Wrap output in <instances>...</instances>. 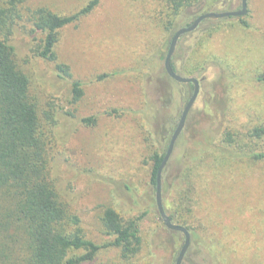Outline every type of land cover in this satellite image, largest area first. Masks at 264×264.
<instances>
[{"label": "rangeland", "instance_id": "374dc122", "mask_svg": "<svg viewBox=\"0 0 264 264\" xmlns=\"http://www.w3.org/2000/svg\"><path fill=\"white\" fill-rule=\"evenodd\" d=\"M87 2L27 0L23 12L47 8L68 15ZM195 4L203 14L239 10L241 0ZM163 10L161 0H101L60 31L58 61L83 83L84 96L74 104L70 84L58 78L54 64L32 56L25 64L33 93L56 107L54 176L80 216L85 237L97 245L109 242L101 222L108 207L123 218L144 214L142 249L134 259L123 261L118 250L107 248L84 264H175L184 242L162 223L155 190L148 186L149 156L166 150L192 93L191 85L175 82L164 70L168 42L191 16L181 14L167 30L159 23ZM247 10L244 17L206 20L177 43L176 73L198 79L200 92L167 162L171 167L162 171V201L174 197L170 188L165 191L166 178L184 168L186 155H199L207 137L202 131L215 135L219 128V135L227 125L241 131L264 123V82L256 79L264 75V0H247ZM28 15L13 38L22 56L39 37ZM105 73L111 76L96 81ZM114 109L118 115L107 114ZM91 116L95 125L81 122ZM218 135L210 149L214 154L197 171L182 264H264V162L224 147Z\"/></svg>", "mask_w": 264, "mask_h": 264}, {"label": "trees", "instance_id": "16d2710c", "mask_svg": "<svg viewBox=\"0 0 264 264\" xmlns=\"http://www.w3.org/2000/svg\"><path fill=\"white\" fill-rule=\"evenodd\" d=\"M26 1L0 0V264H84L93 261L107 248L118 250L121 260L131 261L142 249L140 222L144 214L123 218L115 209L108 207L101 222L109 242L97 245L85 237L80 216L57 186L54 176L55 147L59 144L56 107L48 101L43 105L42 99L33 93L32 77L25 70L31 56L54 64L58 78L70 84V103L81 100L83 83L73 78L68 65L58 61L55 46L59 42L60 31L90 14L101 0H88L82 8L68 15L47 8L26 9L32 31L39 37L34 36L29 54L22 56L17 52L13 38L23 25ZM161 1L164 10L159 23L167 30L183 13L191 16L186 26L200 14L195 4L198 0ZM171 65L177 72L173 58ZM110 76L101 74L96 81ZM256 79L264 82V75ZM118 113L116 109L107 112L108 115ZM96 121L95 116L81 120L87 126L95 125ZM145 125L149 128L147 136L151 137L147 120ZM237 130L227 125L224 132L218 135L217 128L214 134L221 136L220 143L224 147L235 153L243 150L247 160L264 162V123ZM201 134L210 138L203 139L199 155H186L184 168L166 178L165 191L170 188L174 197L171 202L166 201V196L162 201L170 220L189 232L197 171L214 154L210 149L217 141L213 133L202 131ZM166 150L161 154L153 151L149 156L148 186L153 190ZM170 167L166 165L167 169Z\"/></svg>", "mask_w": 264, "mask_h": 264}, {"label": "water", "instance_id": "95a60500", "mask_svg": "<svg viewBox=\"0 0 264 264\" xmlns=\"http://www.w3.org/2000/svg\"><path fill=\"white\" fill-rule=\"evenodd\" d=\"M247 12H248L247 0H241V6H240L239 10L226 11V12H209V13L199 15L197 18H195L192 21V23L190 25H188L186 27H181L174 33V35L172 36L171 41L169 43L166 56L164 58V70H165L166 74L168 75V77H170L172 80H174L177 83L184 84V85H188V84L192 85V94L189 97V99H188V101H187V103H186V105L182 111L179 122H178L172 136H171L168 148L166 150L163 161L161 162V165L158 168L157 176H156L155 204H156V208H157L159 217H160L162 223L164 224V226L166 227V229L173 231V232H178V233L182 234L184 237V242H183V245L179 251V254L177 256L175 264H182L183 258H184L185 254L189 248V245H190V233L186 228L174 224L165 212V209H164V206L162 203V188H161L162 171L165 168L169 158L172 155L176 140L184 128V125H185L187 116L189 114V111L191 110L192 106L194 105V103H195V101L199 95L200 83H199V80L196 78H186V77L178 75L173 70L172 65H171L172 57H173V54L175 52L176 45H177L179 38L185 34L191 33L194 30H196L202 21L208 20V19L218 20V19H224V18H230V17H244L247 14Z\"/></svg>", "mask_w": 264, "mask_h": 264}, {"label": "flooded vegetation", "instance_id": "af4514ba", "mask_svg": "<svg viewBox=\"0 0 264 264\" xmlns=\"http://www.w3.org/2000/svg\"><path fill=\"white\" fill-rule=\"evenodd\" d=\"M207 13H209V12H207ZM203 14H205V13H203ZM199 15H202V14H199ZM199 15H198V16H199ZM198 16H197V17H198ZM197 17H196V18H197ZM208 20H214V19H208ZM204 21H206V20H204ZM204 21H202V22H204ZM202 22H201V23H202ZM191 23H192V22H191ZM201 23H200V24H201ZM200 24H199V25H200ZM198 27H199V26H198ZM198 27H197V28H198ZM194 31H195V30H194ZM185 35H186V34H185ZM181 37H182V36H181ZM181 37H180V38H181ZM180 38H179V39H180ZM178 41H179V40H178ZM177 43H178V42H177ZM176 46H177V45H176ZM175 50H176V49H175ZM174 53H175V52H174ZM173 55H174V54H173ZM172 58H173V57H172ZM169 78H170V77H169ZM199 83H200V82H199ZM188 85H191V84H188ZM191 87H192V85H191ZM191 94H192V93H191ZM170 139H171V138H170ZM168 145H169V144H168ZM174 147H175V146H174Z\"/></svg>", "mask_w": 264, "mask_h": 264}]
</instances>
